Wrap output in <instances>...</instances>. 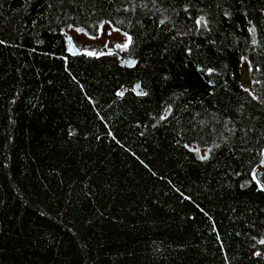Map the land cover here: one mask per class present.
<instances>
[{
    "label": "trees",
    "instance_id": "obj_1",
    "mask_svg": "<svg viewBox=\"0 0 264 264\" xmlns=\"http://www.w3.org/2000/svg\"><path fill=\"white\" fill-rule=\"evenodd\" d=\"M263 150L264 0H0V264H264Z\"/></svg>",
    "mask_w": 264,
    "mask_h": 264
},
{
    "label": "rangeland",
    "instance_id": "obj_2",
    "mask_svg": "<svg viewBox=\"0 0 264 264\" xmlns=\"http://www.w3.org/2000/svg\"><path fill=\"white\" fill-rule=\"evenodd\" d=\"M68 37L78 51L87 54H96L105 50L120 52L128 44V37L124 33L113 28L111 24L102 21L97 29V33L88 36L77 28H69L65 31ZM138 92V84L133 83L124 88ZM122 88V89H124ZM252 175L257 182L264 184V150L261 152L259 163L253 168Z\"/></svg>",
    "mask_w": 264,
    "mask_h": 264
},
{
    "label": "water",
    "instance_id": "obj_3",
    "mask_svg": "<svg viewBox=\"0 0 264 264\" xmlns=\"http://www.w3.org/2000/svg\"><path fill=\"white\" fill-rule=\"evenodd\" d=\"M66 40L68 42V51L70 53H76L78 50L74 46V44L71 42V40L68 37H66ZM122 58H123V60H122L123 64H125L127 66L132 65V63H133L132 58L126 57V56H123ZM239 84L241 87H243L247 90H250L252 88L251 78L249 76V70H248V67L246 65H241L239 67ZM262 188L264 190V184H262Z\"/></svg>",
    "mask_w": 264,
    "mask_h": 264
},
{
    "label": "snow or ice",
    "instance_id": "obj_4",
    "mask_svg": "<svg viewBox=\"0 0 264 264\" xmlns=\"http://www.w3.org/2000/svg\"><path fill=\"white\" fill-rule=\"evenodd\" d=\"M77 31L80 32V31H82V29H77ZM203 158H206V157H203ZM262 242H264V241H262Z\"/></svg>",
    "mask_w": 264,
    "mask_h": 264
}]
</instances>
